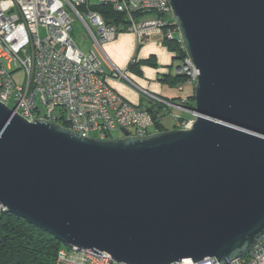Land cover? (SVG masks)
Listing matches in <instances>:
<instances>
[{"label":"water","instance_id":"water-1","mask_svg":"<svg viewBox=\"0 0 264 264\" xmlns=\"http://www.w3.org/2000/svg\"><path fill=\"white\" fill-rule=\"evenodd\" d=\"M199 69L190 128L83 136L0 101V204L131 264H222L264 240V0H169Z\"/></svg>","mask_w":264,"mask_h":264},{"label":"built area","instance_id":"built-area-1","mask_svg":"<svg viewBox=\"0 0 264 264\" xmlns=\"http://www.w3.org/2000/svg\"><path fill=\"white\" fill-rule=\"evenodd\" d=\"M121 15L108 22L92 8L91 0H0V101L34 122L45 119L68 127L83 136L113 137L115 130L126 129L131 135L155 132L153 113L147 107L133 104L115 92L106 82L103 66L92 51L83 52L74 42L71 10L84 21L99 48L119 32H134L144 41L155 34L163 39L180 35L169 0H98ZM83 7V8H80ZM86 11L89 20L81 13ZM97 28V33L93 27ZM181 41V37L179 38ZM23 70L22 81L16 75ZM176 73L197 83L199 69L186 54L176 66ZM111 77L127 78L114 69ZM184 84L178 85L183 90ZM150 103L161 104L173 117L175 127L190 128L195 112L180 103L142 90ZM176 108L191 117L172 112ZM123 136V134H122ZM7 211L0 204V212ZM63 245L54 264H131L116 260L110 253ZM179 264H222L215 257L202 261L184 258ZM230 264H264V240L248 254Z\"/></svg>","mask_w":264,"mask_h":264},{"label":"crops","instance_id":"crops-1","mask_svg":"<svg viewBox=\"0 0 264 264\" xmlns=\"http://www.w3.org/2000/svg\"><path fill=\"white\" fill-rule=\"evenodd\" d=\"M99 49L108 65L106 68L102 65L107 84L133 104L149 105L150 101L142 90L177 103L183 96L190 102L195 95L193 83L187 79L179 82L176 73L179 60L161 34L140 42L134 32L123 30L115 39L101 43ZM114 69L124 71L127 78L111 77ZM180 83L184 84L183 90L178 89ZM172 112L181 114V110L176 108ZM172 126L175 128L174 121Z\"/></svg>","mask_w":264,"mask_h":264},{"label":"trees","instance_id":"trees-1","mask_svg":"<svg viewBox=\"0 0 264 264\" xmlns=\"http://www.w3.org/2000/svg\"><path fill=\"white\" fill-rule=\"evenodd\" d=\"M83 8V7H80ZM92 8L100 11L108 22H117L121 15L111 10L107 4L98 3ZM177 34L174 39H164L176 53L175 58L179 61L186 55V51ZM134 61V60H132ZM187 79L179 75V82ZM195 96L187 101L185 106L192 108ZM148 110L153 113L156 120L154 130H164L163 117L168 115L163 111L161 104L149 103ZM191 114L181 111V116ZM192 116V115H191ZM61 241L49 232L37 227L26 219L12 214L8 211L0 212V264H54L58 250L63 246Z\"/></svg>","mask_w":264,"mask_h":264},{"label":"rangeland","instance_id":"rangeland-1","mask_svg":"<svg viewBox=\"0 0 264 264\" xmlns=\"http://www.w3.org/2000/svg\"><path fill=\"white\" fill-rule=\"evenodd\" d=\"M92 5H97L99 2L98 0H91ZM81 13L86 17L87 20H89L88 16L86 15V11L83 9H80ZM71 18H72V38L75 42V44L85 53L89 54L90 52H94L97 57L99 58L100 62H102V65L104 67H108L107 62L105 58L103 57L101 53V49H99L98 45L92 38L88 28L86 27L84 21L81 19V17L73 10L70 12ZM93 30L97 33V28L95 26H92ZM98 34V33H97ZM104 42V41H103ZM102 42V43H103ZM24 75V71L21 70L17 73L16 78L18 81H22ZM145 107V106H144ZM184 117H191L188 116V114H185ZM173 117L171 115H166L163 118V124L168 128V129H174L173 125ZM177 128V127H175ZM154 130V129H152ZM112 136L117 138L122 136L121 130H115L112 133Z\"/></svg>","mask_w":264,"mask_h":264}]
</instances>
